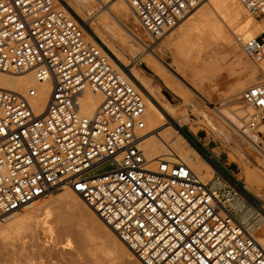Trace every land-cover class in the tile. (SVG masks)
I'll list each match as a JSON object with an SVG mask.
<instances>
[{
  "label": "built area",
  "instance_id": "1",
  "mask_svg": "<svg viewBox=\"0 0 264 264\" xmlns=\"http://www.w3.org/2000/svg\"><path fill=\"white\" fill-rule=\"evenodd\" d=\"M123 1L140 27L158 38L205 0ZM237 1L253 19L264 17V0ZM261 35L237 39L255 66L264 59ZM28 72L49 86L41 111L29 103L34 88H0V221L68 189L139 264H264V210L212 158L200 156L212 170L200 179L177 158L146 156L147 94L63 0H0V73ZM259 72L241 100L250 109L245 127L260 135ZM85 92L101 97L89 115L79 112ZM108 161L112 170L87 175Z\"/></svg>",
  "mask_w": 264,
  "mask_h": 264
},
{
  "label": "rangeland",
  "instance_id": "2",
  "mask_svg": "<svg viewBox=\"0 0 264 264\" xmlns=\"http://www.w3.org/2000/svg\"><path fill=\"white\" fill-rule=\"evenodd\" d=\"M80 1L86 5V17L89 20H87L85 24L87 25L95 20V25L98 30L111 40L115 46H122V48L127 51L128 58L134 60L132 63L130 62V66L135 65V68L150 81L151 85L154 87L153 89L158 87L156 88L158 89V93L156 90L154 91L163 97L166 104L176 106L185 112L187 115V122L179 126L167 116L163 107L151 100L160 111L163 118L165 119L164 116H166L177 128L183 129L189 134H195L200 138H204L205 142H209L210 147L214 148L212 150L213 155L216 157L219 156L223 162L228 164V169L234 174L237 180L236 183L241 187L244 186L246 191L264 203V189L258 185L261 181L257 174L264 168V138L258 135L257 141L254 142L250 137L249 133L251 132L247 131L245 128L248 116L244 113V110L247 109V107H245L241 100V92L260 80V72H254L256 74L253 79L247 78V76L253 72V69L257 70V66H259L260 63L257 66L251 64L242 53L239 46L236 45V41L234 46L229 50L224 47V49H220L222 47L214 45L201 49L202 52H200V54L193 51L185 58H179L174 48L177 27L173 30L171 29V31L169 30L161 37L152 39L150 37L151 35L149 36V34L140 27L138 22L135 23L136 20H134L132 15L129 14V22L127 24H124L122 21L118 22V20L113 17L111 14V6L114 0ZM236 2L239 4L237 0ZM245 16L249 15L246 14L244 17ZM261 19L253 20L259 21ZM126 28L135 31V33L137 32L142 37L144 36V41L140 42L133 38L129 35ZM260 37L264 39V35ZM203 47L204 46H201L200 48ZM236 63L242 64H240V66ZM230 65H233L231 68L234 67L232 72L235 71V74L232 72H230L232 74L227 73L228 66ZM202 66L204 71L202 70ZM204 67L207 68L205 69ZM218 67L219 70L215 71ZM244 72L246 76L243 74ZM241 73L242 76H240ZM237 77L240 84L243 83L241 89L235 86L236 83H239L238 81L236 82ZM206 103L209 105V108L213 110L211 113L215 117L218 128L223 134H230V143L224 136L217 135L212 129L204 125L201 120V113L207 111L204 110ZM189 127L196 129V132L192 133ZM190 140L194 148L207 157L200 143L192 139ZM189 146L191 147L190 144ZM200 153L198 154L201 155ZM211 163L217 170L225 174L232 181L234 180L231 178L228 170L215 158L211 159ZM255 165L258 168L253 170ZM110 170H112V165L108 161L92 169L87 175L94 176ZM60 192L52 193L44 199L34 203L31 205V209L49 201L51 198L53 199V197L57 196ZM28 210L29 209L24 208L3 220H11L15 217H19ZM59 210L51 211L45 215V218L43 217L44 225L40 223V227L35 226V229L31 227L30 229L36 231L33 235L28 232L29 235H26L19 243L13 242L16 247L15 249L17 250L18 248V250L21 249L20 252L24 251L25 254L28 253L29 255H27L31 257L34 264H121L120 260L104 256L99 241L92 235V238H90V233L88 230L86 231L87 228L84 229V226V228L80 227L82 224L77 218L70 219L66 216V218H60L63 217L66 212L65 209ZM61 211H64V213H61ZM43 220L41 222H43ZM55 221L58 224L55 223ZM2 223L3 221H0V224ZM53 234L54 237L52 236ZM21 242H23V244H21ZM7 243L8 241L5 242V240H3V242H1L0 240V264L4 261V257L9 256L12 249L10 246H7ZM4 245L6 246L4 247ZM20 245L23 246L21 247ZM129 257L134 259L132 255H129ZM21 258L20 256V261ZM135 262L139 264L137 260L134 259V264ZM20 264H23V261L20 262Z\"/></svg>",
  "mask_w": 264,
  "mask_h": 264
},
{
  "label": "bare ground",
  "instance_id": "3",
  "mask_svg": "<svg viewBox=\"0 0 264 264\" xmlns=\"http://www.w3.org/2000/svg\"><path fill=\"white\" fill-rule=\"evenodd\" d=\"M63 1L68 6V8L74 14H76L83 22L89 20L86 17L87 11L85 10V3L83 4L80 0ZM196 6L193 7V11L191 10L188 16L183 21L176 25L177 33L175 34L176 42L174 44V48L179 58H185L193 51H196L200 54V52H202L201 49H204L206 47L208 48L214 45L222 47L220 49L226 48L229 50L234 46L235 41L237 43L236 45H238L237 39L245 41L247 39L255 38L261 33L264 34V17L259 21H255L249 16L244 17V15H246L247 13L243 10L240 4H237L236 0H205L199 3L197 8L195 9ZM111 14L114 18L118 20V22L122 21L124 22V24H127L129 22L130 15H132L134 20H136L135 23L138 22L137 18L133 15L129 6L123 0H114L111 6ZM87 26L93 32V34L102 42V44L110 51L113 57L126 69L128 68L127 70L129 71L131 76L144 89L145 93L149 97L148 98L147 96H144L145 107L143 114L146 123V131L150 132L149 137H147L142 143V148L144 149L146 156L150 159L161 157L167 160H181L186 163L200 179H207L212 171L209 165L204 160H202L198 153L188 145L186 140L176 131V129L168 122H166V118H163L162 114L151 100L155 101L161 107H163V109L165 110L164 112H166L167 116L174 122H176L179 126L187 122V115L185 114V112L176 106L166 104V102L163 100V97L157 94L158 89L156 88L158 87L153 89L154 87L151 85L150 81L146 79L145 75L138 71L135 68V65L130 66L134 60H130L128 58V53L122 48V46H115L111 40H109L103 33L98 30L95 25V20L87 24ZM126 30L129 35H131L133 38L139 40L140 42L144 41V36L143 38L142 36H140V34H138L137 32L136 34L135 31H131L128 28H126ZM150 37L152 39H156L152 36ZM201 46L204 47L200 48ZM232 66L233 65L228 66L227 73L232 72V69L234 68H231ZM218 70L219 67L217 68V70L215 69V71ZM260 70L264 71V59L260 62V65L257 66V70L253 69V72L250 73L247 78L249 77L250 79H253L254 75L256 74L254 72H259ZM243 74H245V72ZM240 76H242V73ZM238 80L239 79L237 77L236 82ZM242 85L243 83L240 84V82L235 84V86H238V88L240 89ZM0 88L19 93H25L28 88H34L36 90V95L35 97L29 100V103L35 112H39L43 109L49 92L48 84L46 82L36 81L31 72L25 73L23 75L0 73ZM154 90H156L157 93ZM100 100L101 97L99 95L85 92L79 99V112L83 115L91 114L100 103ZM204 107V110H207L201 113V120L203 121L204 125L212 129L217 135L224 136L225 139L230 143V134H223L222 131L216 125L215 117L211 113L213 110L209 108V105L207 103ZM244 113L248 116L250 114V109L247 107V109L244 110ZM189 130L192 133L196 132V129L190 127ZM257 131L258 133H260V135H264V125H260ZM249 135L254 142H256L259 137V134L252 132L249 133ZM168 155H171V157ZM257 168L258 167L255 165L253 167V170ZM257 174L259 175L261 181V183H259L258 185L259 187H262L264 189V168L261 169V171H259V173ZM248 194L250 198L254 200L264 210V203L257 199L251 193L248 192ZM33 204L34 203L24 207L29 210L21 214V216L15 217L11 220H1L3 221V223L0 224V240L1 242H3V240H5V242L8 241L7 246H10V248H12L9 253V256H6L8 258L4 257V261L2 262V264H20V262L22 261L23 264H34L31 257L28 256V253L25 254L24 251L20 252V248V250H18V248L17 250L15 249L16 247L14 246L13 242L19 243V241L24 239L26 235H29L28 232L33 235L34 232H36L34 230L36 228L35 226L40 227V223H44L43 219L45 218V215H47L51 211L53 212L54 210L59 209H65L66 212L65 215L60 218H77L82 224V226H80L78 223L77 224L82 228L85 227L84 229L87 228L86 231L88 230V232L90 233V238H92V235L93 237H95L96 240L99 241L100 246H102V253H104V256H107L111 259L120 260L121 264H134L135 258L131 259L129 257V255L132 254L128 251L127 247H125V245L118 239L117 235L108 226L102 223V221L92 211V209H90L83 203L82 199L79 197L78 194L73 193L68 189H65L61 191L57 196L53 197V199L51 198L49 201L44 202L41 205L31 209V205ZM62 212L64 213V211H61V213ZM15 213L17 212H14L13 214ZM42 220L43 222H41ZM55 223L57 222L55 221ZM31 227H34V229H30ZM260 233L262 237L261 242L264 244V224L260 229ZM52 236L54 237V234ZM21 244H23V242H21ZM5 246L6 245H4V247ZM20 256L22 257L21 261L19 259Z\"/></svg>",
  "mask_w": 264,
  "mask_h": 264
},
{
  "label": "crops",
  "instance_id": "4",
  "mask_svg": "<svg viewBox=\"0 0 264 264\" xmlns=\"http://www.w3.org/2000/svg\"><path fill=\"white\" fill-rule=\"evenodd\" d=\"M187 132V131H186ZM188 133V132H187ZM189 134V133H188ZM189 136H190V138L193 140V141H196V142H198V143H200V145H201V147L204 149V151L206 152V154H207V157L206 156H204V155H202L203 157H206V158H215L217 161H219L222 165H224L227 169H228V164L226 163V162H223L221 159H220V157L218 156V157H216V156H214L213 155V153H212V150L214 149V148H211L210 147V144H209V142H205L204 140V138H200L199 136H197V135H192V134H189ZM214 144V143H213ZM199 155V154H198ZM201 155H199V156H201ZM234 181L235 182H237V180L236 179H234Z\"/></svg>",
  "mask_w": 264,
  "mask_h": 264
},
{
  "label": "trees",
  "instance_id": "5",
  "mask_svg": "<svg viewBox=\"0 0 264 264\" xmlns=\"http://www.w3.org/2000/svg\"><path fill=\"white\" fill-rule=\"evenodd\" d=\"M175 126V125H174ZM176 127V126H175ZM180 132H181V134L189 141V142H191V138H190V136H189V134L186 132V131H184L183 129H180ZM197 151V150H196ZM198 153H200L199 151H197ZM201 154V153H200Z\"/></svg>",
  "mask_w": 264,
  "mask_h": 264
},
{
  "label": "water",
  "instance_id": "6",
  "mask_svg": "<svg viewBox=\"0 0 264 264\" xmlns=\"http://www.w3.org/2000/svg\"><path fill=\"white\" fill-rule=\"evenodd\" d=\"M164 117L166 118L167 122H168L170 125H171V124H172V126L174 125V123H172L170 119H168L166 116H164Z\"/></svg>",
  "mask_w": 264,
  "mask_h": 264
}]
</instances>
